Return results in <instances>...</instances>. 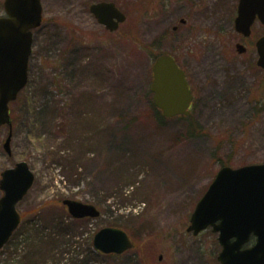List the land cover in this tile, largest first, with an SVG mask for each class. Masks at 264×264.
Here are the masks:
<instances>
[{
    "label": "rangeland",
    "instance_id": "374dc122",
    "mask_svg": "<svg viewBox=\"0 0 264 264\" xmlns=\"http://www.w3.org/2000/svg\"><path fill=\"white\" fill-rule=\"evenodd\" d=\"M94 1L42 0L30 81L11 106V155L1 150L8 127L0 137V180L26 162L35 182L0 264H220L218 234L187 229L222 162L264 164L256 50L264 25L257 21L249 38L235 30L240 0H104L127 16L111 33L90 13L103 0ZM165 53L184 67L190 118L155 114L152 68ZM65 200L102 216L75 220ZM106 227L124 230L134 248L94 254V236Z\"/></svg>",
    "mask_w": 264,
    "mask_h": 264
},
{
    "label": "water",
    "instance_id": "95a60500",
    "mask_svg": "<svg viewBox=\"0 0 264 264\" xmlns=\"http://www.w3.org/2000/svg\"><path fill=\"white\" fill-rule=\"evenodd\" d=\"M4 10L5 16L0 17V130L5 126L10 128L4 149L11 155L10 105L28 86L33 32L43 23L42 0H4ZM90 12L110 32L117 31L127 19L111 2L95 3ZM257 21L264 25V0H240L235 30L249 38ZM236 49L239 54L247 52L241 44ZM256 50L257 65L264 70V36L257 41ZM153 75L151 91L155 107L167 119L189 117L193 95L185 72L175 60L167 55L158 58ZM34 182L35 174L26 162L1 175L0 252L22 223L18 204ZM63 204L77 220L101 216L91 204L74 200H65ZM209 228L218 234L222 248L218 256L220 264H264V164L237 169L226 166L219 170L198 202L187 231L198 236ZM93 243L95 250L105 255H122L134 247L124 230L108 227L95 235Z\"/></svg>",
    "mask_w": 264,
    "mask_h": 264
},
{
    "label": "trees",
    "instance_id": "16d2710c",
    "mask_svg": "<svg viewBox=\"0 0 264 264\" xmlns=\"http://www.w3.org/2000/svg\"><path fill=\"white\" fill-rule=\"evenodd\" d=\"M95 1H97V0H95ZM94 1V2H95ZM158 57V56H157ZM156 57V58H157ZM155 58V59H156ZM24 92V91H23ZM21 93L20 94V96H19V98H18V100L15 102V103H13L14 105H19V104H21L22 103V95H24V93ZM151 91H149V93H150ZM152 94V93H151ZM152 103V105H153V108L155 109V114H157L158 116H160V114H161V112L160 111H158L157 109H156V107L154 106V104H153V102H151ZM12 104V105H13ZM258 104L261 106V108L259 109V111H258V113H261L262 111H263V109H264V99H262V100H260V101H258ZM34 109H36V108H34ZM11 112H12V109H11ZM12 114H13V112H12ZM162 115V114H161ZM18 122V119H17V117L16 116H14V118H13V124H16ZM188 132H189V134H191V133H193L194 132V125L193 124H190L189 125V127H188ZM2 151H4V149H1ZM3 153H5V151L3 152ZM230 162H222V164H221V168L222 167H225V166H230ZM117 228V227H116ZM254 241V240H253ZM93 253L94 254H99L98 252H96V251H93ZM105 257H108V258H112V257H120V256H117V255H108V256H105ZM92 260L91 259H89L88 260V262H91Z\"/></svg>",
    "mask_w": 264,
    "mask_h": 264
},
{
    "label": "flooded vegetation",
    "instance_id": "af4514ba",
    "mask_svg": "<svg viewBox=\"0 0 264 264\" xmlns=\"http://www.w3.org/2000/svg\"><path fill=\"white\" fill-rule=\"evenodd\" d=\"M100 2H111V3H114V2H112V1H99V2H95V3H100ZM116 4V3H115ZM116 6H117V4H116ZM118 7V6H117ZM119 8V7H118ZM120 9V8H119ZM121 10V9H120ZM122 11V10H121ZM123 12V11H122ZM91 13V12H90ZM124 13V12H123ZM126 15V14H125ZM95 18V17H94ZM186 22V21H185ZM182 24H186V23H182ZM121 26V25H120ZM119 29H120V27H119ZM118 29V30H119ZM177 30V27H175L174 28V31H176ZM165 55H167V56H170V57H172L174 60H175V62H176V64H177V66L179 67V68H184V67H182L181 65H180V63L177 61V59L174 57V56H172L171 54H168V53H165V54H162V55H159L156 59H155V61H154V64H155V62L157 61V59L159 58V57H161V56H165ZM154 64H153V66H154ZM183 70V69H182ZM184 71V70H183ZM185 72V71H184ZM263 72V71H262ZM186 74V73H185ZM186 78H187V76H186ZM188 80V79H187ZM190 85V84H189ZM190 89H191V87H190ZM191 91H192V89H191ZM192 93H193V91H192ZM193 96H194V94H193Z\"/></svg>",
    "mask_w": 264,
    "mask_h": 264
}]
</instances>
